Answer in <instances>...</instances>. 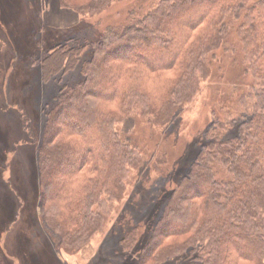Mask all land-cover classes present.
I'll return each mask as SVG.
<instances>
[{"label": "trees", "instance_id": "obj_1", "mask_svg": "<svg viewBox=\"0 0 264 264\" xmlns=\"http://www.w3.org/2000/svg\"><path fill=\"white\" fill-rule=\"evenodd\" d=\"M57 4L77 14L73 25L86 18L101 29L94 37L44 30L39 40L42 82L64 80L41 134L27 139L54 251H82L114 212L131 208L144 217H131L136 224L120 236V264H264V0ZM203 85L221 110L210 109L173 154L160 132ZM239 107L249 125L228 135ZM151 170L168 180L149 193ZM137 194L157 204L135 212Z\"/></svg>", "mask_w": 264, "mask_h": 264}, {"label": "rangeland", "instance_id": "obj_2", "mask_svg": "<svg viewBox=\"0 0 264 264\" xmlns=\"http://www.w3.org/2000/svg\"><path fill=\"white\" fill-rule=\"evenodd\" d=\"M57 1L0 0V195H7V181L10 200L4 201L3 211L11 210L6 223L8 218H1L4 212L0 209V264H56L55 259L60 260V264H120L117 259L118 240L122 233L136 224L131 217L143 216L139 213L131 216V208L119 215L114 212L111 226L108 225L103 234L95 235L90 245L76 253L54 251L52 237L42 221L43 212L37 197L38 179L34 173L36 153L27 139L28 134H41L46 103L64 80L42 82L39 58L45 51H42L44 44H39V40L43 34L47 35L45 31L62 36L94 37L101 29L100 22L93 24L86 18L73 25L78 20L77 14L63 10ZM121 3L115 4L110 13ZM229 63L222 67L225 77L234 68ZM206 98L203 85L189 103L174 113L173 123L160 132L161 137L165 136L162 146H166V150L177 153L186 141L197 136L195 131L201 129L203 120L211 119L210 109H220L218 105L207 103ZM242 116L244 111L241 107L236 108L233 117L235 127L228 135L236 132L241 121L249 125L250 119H238ZM165 180L168 179L160 180L156 171L151 170L142 187L149 193L157 192L165 186ZM157 199L146 198L148 203L143 202L145 199L140 203L137 194L135 212L144 214V209L156 205Z\"/></svg>", "mask_w": 264, "mask_h": 264}]
</instances>
